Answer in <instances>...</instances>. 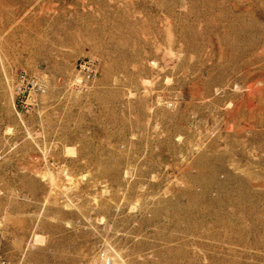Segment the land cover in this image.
Returning <instances> with one entry per match:
<instances>
[{
    "label": "rangeland",
    "instance_id": "rangeland-1",
    "mask_svg": "<svg viewBox=\"0 0 264 264\" xmlns=\"http://www.w3.org/2000/svg\"><path fill=\"white\" fill-rule=\"evenodd\" d=\"M0 258L264 264V0H0Z\"/></svg>",
    "mask_w": 264,
    "mask_h": 264
},
{
    "label": "built area",
    "instance_id": "built-area-1",
    "mask_svg": "<svg viewBox=\"0 0 264 264\" xmlns=\"http://www.w3.org/2000/svg\"><path fill=\"white\" fill-rule=\"evenodd\" d=\"M46 90L45 83L33 74L20 70L16 75L15 92L23 96L22 103L34 104L36 97ZM4 258H0V264H4Z\"/></svg>",
    "mask_w": 264,
    "mask_h": 264
}]
</instances>
